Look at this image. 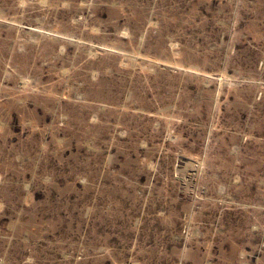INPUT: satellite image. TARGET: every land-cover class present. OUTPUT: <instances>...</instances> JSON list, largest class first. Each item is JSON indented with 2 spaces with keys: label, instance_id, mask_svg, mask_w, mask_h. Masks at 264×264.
<instances>
[{
  "label": "rangeland",
  "instance_id": "374dc122",
  "mask_svg": "<svg viewBox=\"0 0 264 264\" xmlns=\"http://www.w3.org/2000/svg\"><path fill=\"white\" fill-rule=\"evenodd\" d=\"M0 264H264V0H0Z\"/></svg>",
  "mask_w": 264,
  "mask_h": 264
}]
</instances>
